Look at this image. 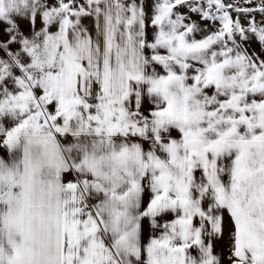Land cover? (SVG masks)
Returning a JSON list of instances; mask_svg holds the SVG:
<instances>
[{
	"label": "snow or ice",
	"instance_id": "obj_1",
	"mask_svg": "<svg viewBox=\"0 0 264 264\" xmlns=\"http://www.w3.org/2000/svg\"><path fill=\"white\" fill-rule=\"evenodd\" d=\"M0 264H264V0H0Z\"/></svg>",
	"mask_w": 264,
	"mask_h": 264
}]
</instances>
